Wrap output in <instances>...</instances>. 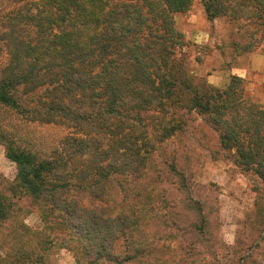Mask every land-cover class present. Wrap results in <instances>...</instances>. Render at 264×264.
I'll return each mask as SVG.
<instances>
[{
    "label": "trees",
    "instance_id": "16d2710c",
    "mask_svg": "<svg viewBox=\"0 0 264 264\" xmlns=\"http://www.w3.org/2000/svg\"><path fill=\"white\" fill-rule=\"evenodd\" d=\"M2 2L12 8L0 16V106L72 128L95 124L104 139L111 117L130 118L143 126L147 117V124L156 121L149 112L159 114L157 135L165 139L182 124L177 111H193L217 133L221 148L234 149L238 166L254 172L264 184V108L244 95L240 77L232 75L224 88L210 87L195 80L183 56L177 55L184 40L174 26V14L186 11L191 0ZM201 4L209 20L224 16L243 28L248 47L264 39V0ZM68 140L74 150L38 157L13 146L0 131L22 194L43 202L47 215L53 214L52 230H60L62 223L67 237L60 244L72 250L75 263L76 245L82 243L86 264L103 259L124 264L132 257L119 259L112 250L129 219L101 220L61 196L74 188L102 187L100 181L117 171L111 164L115 155L139 162L141 146L120 137L115 141L124 151L117 153L108 141L102 146L100 138ZM77 154L88 155L89 164L75 167ZM4 208L0 197V212Z\"/></svg>",
    "mask_w": 264,
    "mask_h": 264
},
{
    "label": "rangeland",
    "instance_id": "374dc122",
    "mask_svg": "<svg viewBox=\"0 0 264 264\" xmlns=\"http://www.w3.org/2000/svg\"><path fill=\"white\" fill-rule=\"evenodd\" d=\"M11 8L10 2L0 3V16ZM174 26L184 40L177 55L195 80L221 89L232 75L240 77L244 95L264 108V39L248 47L243 28L224 16L209 20L201 0H191L186 11L175 13ZM176 115L182 124L165 139L157 135L160 115L150 112L156 120L152 125L145 121L148 117L143 126L111 117L104 139L95 124L72 128L0 106V131L13 146L38 157L74 150L70 137L100 138L102 146L108 141L117 153L124 151L115 141L120 137L129 145L140 144L143 159L115 155L111 164L117 171L100 181L102 187L74 188L61 196L101 220L129 219L112 250L119 259L132 257L124 264H264V184L238 166L233 148L220 147L203 116L185 109ZM74 161L77 168L90 162L84 154ZM0 197L5 203L0 264H76L72 250L60 244L67 237L62 223L60 230H52L53 214L47 215L42 201L22 194L16 166L1 142ZM76 246L79 264H86L82 243Z\"/></svg>",
    "mask_w": 264,
    "mask_h": 264
}]
</instances>
